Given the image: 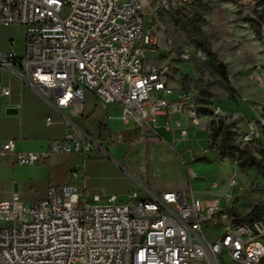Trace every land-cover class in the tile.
Segmentation results:
<instances>
[{
	"label": "built area",
	"instance_id": "obj_1",
	"mask_svg": "<svg viewBox=\"0 0 264 264\" xmlns=\"http://www.w3.org/2000/svg\"><path fill=\"white\" fill-rule=\"evenodd\" d=\"M207 1L0 0V27L24 29L23 53H0V73L18 77L58 108L81 104L87 92L103 107L118 105L121 122H132L145 141L160 139L155 131L160 124L186 138L187 125L199 122L200 92L173 87L169 64L189 60L190 54L165 38V63H154L160 55L148 59L158 51L153 21L189 17ZM0 91L9 95L8 87ZM259 111L246 143L264 130V110ZM104 141L138 144L122 130L110 131ZM99 149L97 140L76 132L41 152H16L12 141L0 142V165L9 157L14 165L33 166L51 156L68 157L71 165L70 181L49 186L38 202L25 204L18 193L0 200V264H264V217L233 219L225 207L234 179L221 203L203 201L190 187L196 174L186 164V192L128 203L110 196L105 205H88L84 165ZM211 229L219 231L214 238L206 234Z\"/></svg>",
	"mask_w": 264,
	"mask_h": 264
},
{
	"label": "rangeland",
	"instance_id": "obj_2",
	"mask_svg": "<svg viewBox=\"0 0 264 264\" xmlns=\"http://www.w3.org/2000/svg\"><path fill=\"white\" fill-rule=\"evenodd\" d=\"M258 2L208 0L204 8L187 12L189 18L179 23L169 16L156 19L153 27L158 51L148 55V59L160 55L154 63L162 66L167 53L165 38L173 40L175 49L189 52V60L169 64V80L173 87L193 86L200 92L199 122L197 125L188 124L187 131L206 134V127L211 129V123L221 119L224 125H230L234 133L232 144L243 154L236 157L224 155L218 149L220 134L213 142L214 150L209 149L206 143H199V146L187 143L184 152L177 155L178 159L169 157L167 150L160 146L153 155L152 149L151 152L146 148L136 153L130 152L136 146L121 144L113 161L106 155L89 156L84 168L85 184L91 196L86 200L88 205H105L110 196L116 197L120 203L134 202L149 197L150 191L166 188L169 184L185 185L187 164L196 174L192 180L194 189L197 187L225 194L229 189V180L236 181L231 202L225 204L226 209L232 210L233 219L244 218L255 205L264 206V179L253 170L240 168L244 161L260 160L264 151V130L252 134L251 142L244 141V135L251 133L250 126L260 119L259 109L264 110V49L259 24L264 26V5ZM13 27V39L18 41L23 38L24 43V29ZM196 41L207 45L216 60H210ZM218 62L225 64L227 80L218 75L215 68ZM217 108L220 111L216 113ZM229 108L241 114L229 113ZM186 149L189 151L186 152ZM188 152L193 153V158L188 156ZM53 157L58 159L56 166H64L65 174L69 173L70 160L63 156H51L47 162L33 166L9 164L6 167L1 164L0 200L7 196L3 184L10 183L13 178L21 181L20 199L25 204L44 199L49 186L64 181L59 179L60 170L55 169L54 163L51 164ZM94 195L99 197L98 202L93 200ZM218 233L212 229L206 231L209 238Z\"/></svg>",
	"mask_w": 264,
	"mask_h": 264
},
{
	"label": "crops",
	"instance_id": "obj_3",
	"mask_svg": "<svg viewBox=\"0 0 264 264\" xmlns=\"http://www.w3.org/2000/svg\"><path fill=\"white\" fill-rule=\"evenodd\" d=\"M17 28H19V26ZM13 29L14 27H0V53L2 54L12 50L16 51L18 54L23 53V38L18 41L13 39ZM0 86L8 87L9 89L8 96H4L0 91V142L12 141L16 152L27 153L45 151L50 144L62 140L68 132L85 134L97 140L101 149L92 153L91 156L102 157L106 155L109 160L112 161L115 159L114 155L116 154L117 147L121 146V144L111 146L104 141V136L112 130H122L127 138L133 139L135 143H138L136 149L130 152L135 151L139 153L147 148L148 152L152 149L151 151L154 155L157 148L160 146L164 148V150H167L169 157L172 156V158L175 159H178V154L184 152V146L187 143L194 146H199V143H206V145L210 143V131L207 127L206 134L202 131L195 132L191 130L188 132L187 137L183 138L180 136L177 129L167 130L163 124L155 126V131L160 137L159 140L152 142L145 141L141 139L140 135L136 132L132 122H121L120 106L109 105L103 107L98 103L94 95L88 92L85 93L81 104L58 108L54 103L47 102L40 93L30 89L18 77L8 72L2 71L0 73ZM228 111L229 113L241 114L235 109L229 108ZM173 118H176V116H173ZM47 119H50L49 123H47ZM182 122L184 125H187L186 121L182 120ZM174 145L176 148H174ZM185 151L187 152L189 150L186 149ZM192 155L193 153L188 152V156L193 158ZM53 158L51 164L54 163L55 167L58 159L57 157ZM219 162L223 163V161ZM115 163L117 164V162ZM3 164L7 167L9 164L11 165L13 163L11 158L8 157L3 160L2 165ZM86 164L87 161L85 162V165ZM12 168L13 167L10 169ZM55 169L60 170V176H58L60 180H64L62 184L70 181L69 173L65 174L66 168L64 166H56ZM192 180L190 182V187L194 191L195 196L203 201H219L220 197L224 195L223 193H217L211 190H201L197 187L194 189ZM14 181H17L16 193L20 195L21 181L17 178H13L10 183L3 184L7 193L4 199H8V195L10 194L11 196V194L14 193ZM188 188L189 183L188 180H186L185 185L184 183L183 185H178L177 183L169 184L166 188L150 191L149 194L159 195L161 192L165 191L186 192ZM32 203L35 202H30V204Z\"/></svg>",
	"mask_w": 264,
	"mask_h": 264
},
{
	"label": "trees",
	"instance_id": "obj_4",
	"mask_svg": "<svg viewBox=\"0 0 264 264\" xmlns=\"http://www.w3.org/2000/svg\"><path fill=\"white\" fill-rule=\"evenodd\" d=\"M258 4L264 5V0H258ZM205 5H200L196 7V9L204 8ZM169 17L179 23L181 21H184V19L189 18L185 15L181 14H172L169 15ZM199 49L212 61L216 60L215 55L210 51L207 45L204 43H201L199 41H196ZM228 85V82H227ZM209 131H210V143H208L209 149H213V142L218 138L220 134V143L218 146V149L225 155L230 154V156L236 157L237 155H242V151H240L235 145H233V131L231 130V127L229 124L224 125L223 121L221 119H218L217 121H213L210 125ZM263 156L260 160L257 159H251L248 161H244L240 168L244 170H253L255 171L260 177L264 179V151ZM264 217V206L263 205H255L250 212L243 218L247 222H251L254 220H259Z\"/></svg>",
	"mask_w": 264,
	"mask_h": 264
},
{
	"label": "water",
	"instance_id": "obj_5",
	"mask_svg": "<svg viewBox=\"0 0 264 264\" xmlns=\"http://www.w3.org/2000/svg\"><path fill=\"white\" fill-rule=\"evenodd\" d=\"M215 68H216V71H217L218 75H219L222 79L227 80L228 76H227V71H226V66H225V64L222 63V62H218V63L216 64V67H215ZM13 192H14V193L17 192V184H16V183L13 184Z\"/></svg>",
	"mask_w": 264,
	"mask_h": 264
}]
</instances>
